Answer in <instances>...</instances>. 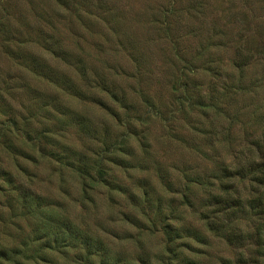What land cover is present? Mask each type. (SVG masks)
I'll use <instances>...</instances> for the list:
<instances>
[{
	"label": "rangeland",
	"instance_id": "1",
	"mask_svg": "<svg viewBox=\"0 0 264 264\" xmlns=\"http://www.w3.org/2000/svg\"><path fill=\"white\" fill-rule=\"evenodd\" d=\"M263 162L264 0H0V264H264Z\"/></svg>",
	"mask_w": 264,
	"mask_h": 264
},
{
	"label": "trees",
	"instance_id": "2",
	"mask_svg": "<svg viewBox=\"0 0 264 264\" xmlns=\"http://www.w3.org/2000/svg\"><path fill=\"white\" fill-rule=\"evenodd\" d=\"M240 163H237L238 166H237V168H235L233 170L234 172L231 173V175H227V176L248 177V174H249V177L254 178V180H256L258 183H261L260 185L264 186V162L263 163H254V164H250L247 166H245V165L241 166ZM263 196H264V191L259 192V196L255 200L262 201L264 199ZM258 208L261 209L260 213L264 215V207L261 206ZM259 225H261L263 228L261 230H259L257 239H259L261 241L262 245H260V246L263 247V250H264V221L262 223H260ZM170 230H172V225H170V227H168V229H167V235H169L168 236L169 240L171 238ZM171 244H172V242L168 241L167 247H169L168 250L171 253H174V251L171 248ZM87 246H88V249L91 251L92 250V244H88ZM96 252L98 254L99 249H96ZM100 264H108V261L106 259H103Z\"/></svg>",
	"mask_w": 264,
	"mask_h": 264
}]
</instances>
